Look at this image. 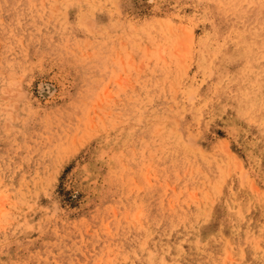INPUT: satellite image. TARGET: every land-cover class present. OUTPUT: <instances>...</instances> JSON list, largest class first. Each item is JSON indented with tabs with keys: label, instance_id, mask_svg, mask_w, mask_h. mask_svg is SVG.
I'll return each instance as SVG.
<instances>
[{
	"label": "rangeland",
	"instance_id": "1",
	"mask_svg": "<svg viewBox=\"0 0 264 264\" xmlns=\"http://www.w3.org/2000/svg\"><path fill=\"white\" fill-rule=\"evenodd\" d=\"M0 264H264V0H0Z\"/></svg>",
	"mask_w": 264,
	"mask_h": 264
}]
</instances>
